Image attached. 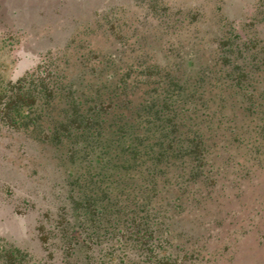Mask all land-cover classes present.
Here are the masks:
<instances>
[{
    "label": "trees",
    "instance_id": "trees-1",
    "mask_svg": "<svg viewBox=\"0 0 264 264\" xmlns=\"http://www.w3.org/2000/svg\"><path fill=\"white\" fill-rule=\"evenodd\" d=\"M210 40L191 74L192 59L91 61L89 49L67 76L69 39L0 83V124L59 149L62 249L83 246L93 264H205L219 249L218 226L203 220L230 200L227 175L264 161V37L228 28ZM40 226L45 243L53 229ZM24 255L0 244V264Z\"/></svg>",
    "mask_w": 264,
    "mask_h": 264
},
{
    "label": "rangeland",
    "instance_id": "rangeland-1",
    "mask_svg": "<svg viewBox=\"0 0 264 264\" xmlns=\"http://www.w3.org/2000/svg\"><path fill=\"white\" fill-rule=\"evenodd\" d=\"M228 28L264 37V0H0V83L33 67L47 47L61 49L69 39L63 55L67 76H74L77 56H87L89 49L91 61L101 51L118 63L179 59L186 65L192 59L185 70L191 74L210 56V35ZM259 167L225 178L230 200L221 199L217 220H203L218 226L219 249L204 253L203 263L264 264V161ZM63 174L59 149L0 124V244L25 251L19 264H93L83 246L71 252L60 245L53 218ZM40 225L53 229L45 243ZM115 260L105 264H122Z\"/></svg>",
    "mask_w": 264,
    "mask_h": 264
}]
</instances>
